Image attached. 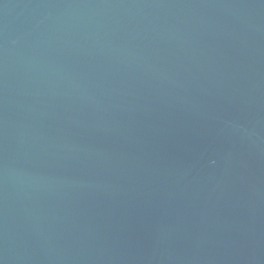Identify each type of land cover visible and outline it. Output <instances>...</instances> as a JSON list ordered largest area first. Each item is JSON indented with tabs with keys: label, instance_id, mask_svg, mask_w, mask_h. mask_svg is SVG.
<instances>
[{
	"label": "water",
	"instance_id": "95a60500",
	"mask_svg": "<svg viewBox=\"0 0 264 264\" xmlns=\"http://www.w3.org/2000/svg\"><path fill=\"white\" fill-rule=\"evenodd\" d=\"M0 264H264V0H0Z\"/></svg>",
	"mask_w": 264,
	"mask_h": 264
}]
</instances>
